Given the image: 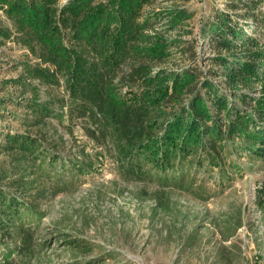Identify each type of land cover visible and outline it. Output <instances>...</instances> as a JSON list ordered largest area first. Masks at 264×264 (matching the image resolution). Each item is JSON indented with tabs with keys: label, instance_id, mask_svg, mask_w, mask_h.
Segmentation results:
<instances>
[{
	"label": "trees",
	"instance_id": "1",
	"mask_svg": "<svg viewBox=\"0 0 264 264\" xmlns=\"http://www.w3.org/2000/svg\"><path fill=\"white\" fill-rule=\"evenodd\" d=\"M152 1L0 0L16 39L42 62H25L18 77L4 82L3 87L13 85L22 95L30 92L31 98L0 100L1 106L10 102L23 110L9 112L10 123H0V155L7 159L0 164L4 261L12 252L17 258L31 254L40 224L35 222L40 214L34 200L43 199L44 193L26 198L30 176L50 179L43 167L63 170L65 163L56 165L60 156L31 132L59 116L50 103L39 100L40 85L62 82L67 98L59 99V106L99 121L102 139L112 142L117 164L134 175L145 174L144 167L180 174L179 179H192L190 173L210 168L226 173L220 141L235 138L238 150L259 160L264 170V36L256 13L258 1L231 0L227 10L214 9L202 18L201 36L213 52L206 70L195 63L180 69L160 67L169 57L171 41L156 25L160 12L144 11ZM230 12L245 23L234 20ZM163 16L173 28L192 14L179 8L168 9ZM249 19L254 25H248ZM11 33L0 23V37ZM1 118L7 119L4 114ZM13 121L24 129H14ZM80 164L79 173L91 166ZM66 173L55 175L58 182L53 185L61 184ZM256 197L264 207V179ZM13 246L14 251H7Z\"/></svg>",
	"mask_w": 264,
	"mask_h": 264
},
{
	"label": "rangeland",
	"instance_id": "2",
	"mask_svg": "<svg viewBox=\"0 0 264 264\" xmlns=\"http://www.w3.org/2000/svg\"><path fill=\"white\" fill-rule=\"evenodd\" d=\"M229 1L153 0L144 11L160 12L156 25L171 41L169 57L160 67L180 69L195 63L208 69L213 52L202 39L201 20L214 9L227 10ZM257 1L264 36V0ZM179 8L192 17L170 28L163 15ZM230 13L245 23L236 12ZM0 23L12 32L8 38L0 37V100H26L32 97L30 92L22 95L18 87H3L4 82L18 77L25 62H42L16 39L17 32L2 10ZM248 23L254 25L251 19ZM32 82L37 86V81ZM38 98L50 103L59 116L46 119L44 128L31 132L60 156L56 165L65 163L63 170L43 167L50 179L30 176L32 187L26 198L44 193L43 199L34 200L40 214L35 222L40 224L31 254L17 258L12 252L4 261L5 250H0V264H264V207L256 197L264 170L259 160L238 150V138L220 141L226 173L210 168L190 173L192 179H179L180 174L144 167L145 174L134 175L117 164L112 142L102 139L99 121L93 123L86 116L70 114L67 105L59 106V99L67 98L62 82L40 85ZM22 111L10 102L0 104V123H10L9 112ZM3 114L7 119L1 118ZM11 123L14 129H24ZM86 162L91 163L88 171H76L77 163ZM5 163L7 159L0 155V164ZM63 171L67 173L61 184L53 185L58 182L53 177ZM11 250L14 246L7 251Z\"/></svg>",
	"mask_w": 264,
	"mask_h": 264
}]
</instances>
